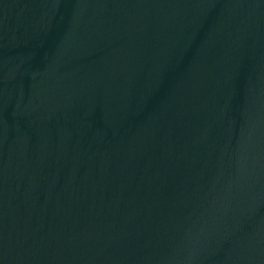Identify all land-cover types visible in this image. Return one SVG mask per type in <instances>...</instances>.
Returning a JSON list of instances; mask_svg holds the SVG:
<instances>
[{
  "label": "water",
  "instance_id": "1",
  "mask_svg": "<svg viewBox=\"0 0 264 264\" xmlns=\"http://www.w3.org/2000/svg\"><path fill=\"white\" fill-rule=\"evenodd\" d=\"M0 264H264V0H0Z\"/></svg>",
  "mask_w": 264,
  "mask_h": 264
}]
</instances>
